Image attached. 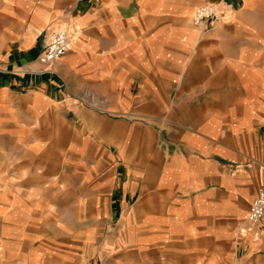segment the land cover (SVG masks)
I'll list each match as a JSON object with an SVG mask.
<instances>
[{
  "label": "crops",
  "instance_id": "obj_1",
  "mask_svg": "<svg viewBox=\"0 0 264 264\" xmlns=\"http://www.w3.org/2000/svg\"><path fill=\"white\" fill-rule=\"evenodd\" d=\"M262 188L264 0H0V264H264Z\"/></svg>",
  "mask_w": 264,
  "mask_h": 264
},
{
  "label": "built area",
  "instance_id": "obj_2",
  "mask_svg": "<svg viewBox=\"0 0 264 264\" xmlns=\"http://www.w3.org/2000/svg\"><path fill=\"white\" fill-rule=\"evenodd\" d=\"M194 24L201 26L206 22L218 24L222 21V11L219 6L207 4L201 6L194 15ZM50 42L39 57L42 66H48L65 57L72 50V38L67 29H61L51 35ZM38 73H45L39 69ZM248 216L249 224L257 227L264 224V188L260 189Z\"/></svg>",
  "mask_w": 264,
  "mask_h": 264
},
{
  "label": "rangeland",
  "instance_id": "obj_3",
  "mask_svg": "<svg viewBox=\"0 0 264 264\" xmlns=\"http://www.w3.org/2000/svg\"><path fill=\"white\" fill-rule=\"evenodd\" d=\"M214 5H216V6H219V4H214ZM220 7V6H219ZM221 9V8H220Z\"/></svg>",
  "mask_w": 264,
  "mask_h": 264
}]
</instances>
